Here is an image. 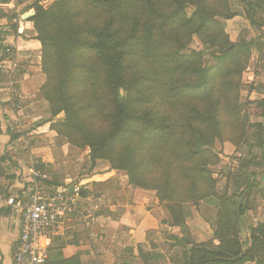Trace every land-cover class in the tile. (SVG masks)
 I'll return each instance as SVG.
<instances>
[{"label":"rangeland","instance_id":"1","mask_svg":"<svg viewBox=\"0 0 264 264\" xmlns=\"http://www.w3.org/2000/svg\"><path fill=\"white\" fill-rule=\"evenodd\" d=\"M53 1H47L44 6L48 7ZM154 3L159 11L178 12V18L172 25L155 28L149 52L139 46L130 50V75H140L142 78L138 92L143 97L140 108L167 115L178 125L184 122L180 132L184 133L187 144L190 142L192 147L196 146L195 138H203V158L200 161L185 164L182 159L175 158L173 162L175 161L179 171L186 170L191 178L195 177L193 169L196 164H200L206 175L213 179L214 191L221 197H227L229 201L223 207L217 198H209L204 202L189 201L184 205L185 214L192 216L193 213L190 212H198L213 232L221 216L220 225L225 228L221 230V235L226 238L236 232L241 243H244L250 230L264 223V151L257 146L260 136L264 135V108L259 104L262 98L257 94L251 96L250 92V89H257L264 94V51L260 57L253 56L251 51L240 62L226 61L225 64V61L221 63L217 58L221 49L220 41L224 37L232 39L237 35V42L254 41L257 31L251 25L249 11L241 0H154ZM128 5L115 17L116 26L122 28V32H127L133 19L141 22L150 19L145 15L141 0H128ZM73 11L77 27H99L107 17L105 12L85 7L79 0ZM256 13L257 23L263 26L264 15L260 10ZM233 14L236 15L235 18L224 19ZM201 24L204 26L200 27ZM261 45L264 47L263 42ZM6 55L7 58L10 57ZM241 67L244 68L243 71L237 74ZM200 70L209 73L208 89L204 91L194 88L201 78L198 73ZM5 75L7 77V73ZM40 98L43 100L41 95ZM7 103L10 107L22 110V104L18 100L17 104L14 101ZM44 109L51 119L48 104H45ZM195 109L208 120L203 123L195 121ZM22 113L23 116L15 119L5 116L6 119L0 120V159L7 160L0 161V184L4 185L0 187V191L9 190L17 182V171L22 168L17 161L9 159L19 157L18 151L15 153L16 142L27 141L29 147H43L46 144L44 139L32 133L44 124L46 117H27L23 111ZM106 113L100 112L92 119L93 129H106L102 127V119L105 122ZM62 117L63 115L58 116L56 121ZM178 139L174 138L167 153L156 149L157 164L154 174H162L164 163L171 158L170 154L179 155ZM60 144H67V141L62 138ZM60 144H49L39 154L51 157L52 165L46 166V173L54 183L72 179L82 169L88 170L90 166L87 147L79 149L67 144V148L60 150L63 146ZM33 159L37 162L41 160L38 156ZM96 165L109 167L102 160ZM176 171H173L174 176ZM4 175L9 180L7 184H2ZM179 183L185 185L187 182L179 180ZM181 185L180 188H185L188 184ZM195 189L206 191L207 187H197L191 182L185 190L188 192L187 196ZM241 203L246 207L239 217L238 206ZM238 221L243 227L242 232ZM55 249L52 247V253Z\"/></svg>","mask_w":264,"mask_h":264},{"label":"trees","instance_id":"2","mask_svg":"<svg viewBox=\"0 0 264 264\" xmlns=\"http://www.w3.org/2000/svg\"><path fill=\"white\" fill-rule=\"evenodd\" d=\"M47 1L35 0L30 6L34 16L29 21L34 38L41 45L40 69L45 82L40 88V95L48 104L50 130L71 146L89 149V169H82L80 174L91 171L98 161H106L110 169L126 173L130 186L155 191L159 202L165 204L171 225L179 228L183 235H188L184 211L187 202L217 198L223 207L229 199L214 191L213 179L206 175L200 164L193 169V178L186 170L176 168L175 158L182 159L185 164L203 158V138H195L196 146L192 147L190 142L187 144L184 133L180 132L184 122L178 125L167 115H159L151 109L142 110L143 97L138 95L142 78L130 75L128 63L130 50L139 46L149 52L155 28L174 24L178 12L159 11L154 0H141L145 15L150 19L143 22L133 19L127 32H122V28L116 26L115 17L129 6L128 0H79L85 7L107 15L101 26L87 28L77 27L75 23L73 10H76L77 0H54L44 7L43 3ZM241 1L249 11L250 23L254 25L255 8L264 7V0ZM235 17L233 14L224 19ZM203 26L201 24L200 27ZM220 48L219 62H240L250 54L254 43L244 40L232 43L226 36L220 41ZM243 69L241 67L237 74ZM198 73L201 78L194 88L204 91L208 89L209 73L205 70ZM259 104L264 108V99ZM100 112L107 116L105 122L102 119L105 130L93 129L92 119ZM60 115H63L62 119L56 121ZM193 119L199 123L208 120L196 109L193 110ZM263 136L257 143L262 152ZM174 138H179V155L170 154L171 158L164 163L162 174L158 176L154 174L157 164L155 151L159 148L167 153ZM35 168L46 172L44 164ZM174 170H177L175 176ZM178 179L187 183L181 185ZM191 182L197 187H207V190L195 189L187 196L185 190ZM179 185L187 186L180 188ZM245 207L244 203L238 206L239 217L245 212ZM220 222L221 216L210 241L195 244L189 237L183 238V264H264V223L252 228L248 239L241 243L236 232L223 237L221 230L225 228ZM45 264H81V261L78 255L64 258L58 247L53 253L52 248L49 250Z\"/></svg>","mask_w":264,"mask_h":264},{"label":"crops","instance_id":"3","mask_svg":"<svg viewBox=\"0 0 264 264\" xmlns=\"http://www.w3.org/2000/svg\"><path fill=\"white\" fill-rule=\"evenodd\" d=\"M34 2L35 0H0V47H3L0 48V120L6 119L5 116L10 119L23 116L22 111L27 117L45 116L44 124L32 133L44 139L46 144L43 147L30 146L28 150L33 157L41 159L39 162L34 159L37 165L47 166L52 165L51 157L39 154L49 144L59 145L62 138L50 130V117L48 118V112L44 109L47 102L40 98V88L45 82L40 69L41 45L34 38L30 18L22 19L27 13L34 14L30 9ZM258 10L264 15L262 7L255 8V16L258 15ZM255 16L254 25H251L257 34L252 54L260 57L264 51L261 45V42L264 43V25H259ZM19 29L22 30L21 33ZM231 38L229 40L235 43L238 36ZM7 45L12 47L9 58L3 53ZM254 94L264 99L263 91L253 89L251 96ZM17 100L22 104V110L10 107L7 103L14 101L17 104ZM20 142H16L15 149L19 157L16 155L17 158L9 159L17 161L22 168L17 171V182L7 191L21 188L29 152L23 150L24 143ZM64 148H67V144L61 146L60 150ZM0 161L7 160L3 158ZM6 176H2V184L9 183ZM67 181L80 183L83 195L81 194L77 211L65 219L53 239L52 247H60L64 258L78 255L81 264H183V238L189 237L195 244L213 239V230L196 211L190 212L193 213L192 216L186 215L189 233L183 235L179 228L171 225L165 204L159 202L155 191L130 186L125 173L108 166L96 165L88 173H78L76 177L64 179L58 184ZM1 186L4 185L0 184ZM18 238V223L11 220L8 212L0 211V264H12ZM214 243L217 244L216 241Z\"/></svg>","mask_w":264,"mask_h":264},{"label":"built area","instance_id":"4","mask_svg":"<svg viewBox=\"0 0 264 264\" xmlns=\"http://www.w3.org/2000/svg\"><path fill=\"white\" fill-rule=\"evenodd\" d=\"M11 48L5 46L3 53L11 54ZM6 62L13 67L9 60ZM28 149L29 143L24 141L23 150ZM27 158L21 188L0 191V211L8 212L19 226L12 264H45L60 226L78 209L83 186L71 181L55 185L48 174L35 168L37 163L30 152Z\"/></svg>","mask_w":264,"mask_h":264},{"label":"water","instance_id":"5","mask_svg":"<svg viewBox=\"0 0 264 264\" xmlns=\"http://www.w3.org/2000/svg\"><path fill=\"white\" fill-rule=\"evenodd\" d=\"M33 15H34L33 13H27V14H25V15L22 17V19H23V20H28V19L31 18ZM240 231H241V232L243 231V227H242V225H240ZM244 239H245V237H244Z\"/></svg>","mask_w":264,"mask_h":264}]
</instances>
